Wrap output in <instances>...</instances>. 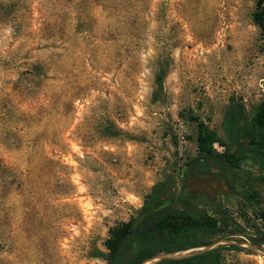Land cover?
<instances>
[{
  "label": "rangeland",
  "instance_id": "1",
  "mask_svg": "<svg viewBox=\"0 0 264 264\" xmlns=\"http://www.w3.org/2000/svg\"><path fill=\"white\" fill-rule=\"evenodd\" d=\"M256 2L0 0V264H105L108 230L155 183L169 176L179 194L191 117L225 140L230 105L248 115L264 98ZM236 175L195 178L190 207L228 225L170 256L219 248L222 263L264 264V162Z\"/></svg>",
  "mask_w": 264,
  "mask_h": 264
},
{
  "label": "trees",
  "instance_id": "2",
  "mask_svg": "<svg viewBox=\"0 0 264 264\" xmlns=\"http://www.w3.org/2000/svg\"><path fill=\"white\" fill-rule=\"evenodd\" d=\"M252 20L264 33V0H257ZM156 84L162 90L161 76H157ZM191 120L196 123L197 155L186 164L184 172L191 185L184 183L175 195L171 177L155 183L144 197L142 206L127 221L108 230L105 251H96V256L105 264H145L158 256L207 247L211 243L205 242L206 238L225 232L226 216L220 220L222 226L214 214L190 207V203L199 197L196 189L200 184L195 178L220 173L231 174L234 180L242 159L264 162V98L248 115L243 105H230L223 121L225 140L202 120L196 117ZM107 131L110 133L111 129L107 127ZM215 144L224 148L222 154L217 153ZM244 186L251 187L248 182ZM190 187L193 192L188 197L182 190ZM253 194L254 191L245 196L249 200ZM256 216L264 226V211L259 210ZM258 240L264 244V234ZM221 250H197L181 258H162L152 264H225L221 262ZM246 250L254 254L250 248Z\"/></svg>",
  "mask_w": 264,
  "mask_h": 264
},
{
  "label": "water",
  "instance_id": "3",
  "mask_svg": "<svg viewBox=\"0 0 264 264\" xmlns=\"http://www.w3.org/2000/svg\"><path fill=\"white\" fill-rule=\"evenodd\" d=\"M181 257H184V256H170V255L158 256L156 258H153V259L149 260L148 262H151V261H154L155 262V261H157L159 259H162V258L177 259V258H181ZM148 262H146V263H148Z\"/></svg>",
  "mask_w": 264,
  "mask_h": 264
}]
</instances>
